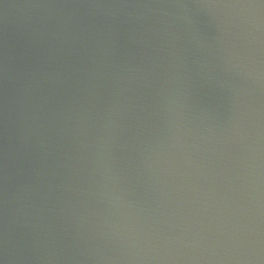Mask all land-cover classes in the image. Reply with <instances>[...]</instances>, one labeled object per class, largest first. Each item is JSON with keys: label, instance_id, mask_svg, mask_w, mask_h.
I'll list each match as a JSON object with an SVG mask.
<instances>
[{"label": "water", "instance_id": "1", "mask_svg": "<svg viewBox=\"0 0 264 264\" xmlns=\"http://www.w3.org/2000/svg\"><path fill=\"white\" fill-rule=\"evenodd\" d=\"M0 264H264V0H0Z\"/></svg>", "mask_w": 264, "mask_h": 264}]
</instances>
